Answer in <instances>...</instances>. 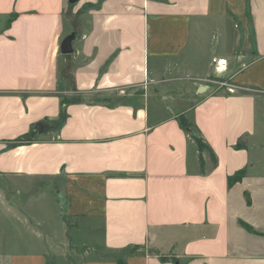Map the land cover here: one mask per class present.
<instances>
[{
  "label": "crops",
  "instance_id": "obj_1",
  "mask_svg": "<svg viewBox=\"0 0 264 264\" xmlns=\"http://www.w3.org/2000/svg\"><path fill=\"white\" fill-rule=\"evenodd\" d=\"M1 182L10 264H264V0H0Z\"/></svg>",
  "mask_w": 264,
  "mask_h": 264
},
{
  "label": "rangeland",
  "instance_id": "obj_2",
  "mask_svg": "<svg viewBox=\"0 0 264 264\" xmlns=\"http://www.w3.org/2000/svg\"><path fill=\"white\" fill-rule=\"evenodd\" d=\"M78 3H79V1L77 3H74V5L78 4ZM71 5H73V4L71 3ZM85 8L78 13L77 17L71 9H69V8L67 9L66 20L68 21V23L71 25V27L73 29L81 30V26H82V24H81V18L82 17L81 16H83L85 14V12H86ZM71 27L68 26V28H71ZM68 69L69 68L63 69V71H64L63 73H67L69 71ZM68 74L70 75V72H68ZM206 80H208V82L211 85H218V83L222 82L224 79L221 80L216 76L215 77L212 76V77L207 78ZM0 184L3 185L2 182ZM38 189H39V186H36L34 188V190H38ZM8 192H11V193L9 194ZM12 194H13V190H9V191H7V195H5V197H3L2 199L0 198V205H2V208H1L2 212L0 213V239H3L4 243H6L7 238H13V239L15 238V239L19 240L23 236V231L21 229V225L23 224V220L25 218H24V215L22 213L13 212L15 210L13 209L14 207L12 206V203H10V201H13ZM41 200H42L41 204H42L43 209L45 210L47 215H48V212H50L51 208L54 209V207H57V205L54 203V201H52V198H50L48 196L46 198H41ZM56 210H57V212L59 211L58 208H56ZM53 213H56L55 210H53ZM47 215H45V216H47ZM8 220L9 221L13 220L16 223L15 225H18V227H20V230H14L13 231V230L8 229L7 228ZM59 222H60V220H59ZM54 224H53V226L57 227L56 228L57 230L55 229V231L58 232L57 234L59 236H62L63 238L71 236L70 228H63L61 226V223L57 226H56L57 222H55ZM33 232H34V235H36V236L38 235L37 230H35ZM48 235L53 236V234L50 231H48ZM25 237L32 238V236H29V235H26ZM13 241L14 240H12L10 242V244L14 243ZM0 249H1V251H0V264H10V262L7 261L6 255H7V249L8 248L6 247V244L3 245V243H2L0 245Z\"/></svg>",
  "mask_w": 264,
  "mask_h": 264
},
{
  "label": "trees",
  "instance_id": "obj_3",
  "mask_svg": "<svg viewBox=\"0 0 264 264\" xmlns=\"http://www.w3.org/2000/svg\"><path fill=\"white\" fill-rule=\"evenodd\" d=\"M180 124L183 128H185L188 131L191 138L195 141V143L198 147V158H199L200 166H201L202 172H204V170H205V159H204L203 152L205 150H208L210 152L211 158L214 161H216V156H215L212 148L210 147V145L205 141V139L202 136L195 133L192 123L186 117H181ZM245 173H246L245 169H242V170L238 171L237 173H235L233 176H230L229 177V184L232 185V184L236 183L237 181H240L243 178V176L245 175ZM161 258L163 260L166 259L164 256H161ZM118 263L119 264H126L123 260H119Z\"/></svg>",
  "mask_w": 264,
  "mask_h": 264
},
{
  "label": "water",
  "instance_id": "obj_4",
  "mask_svg": "<svg viewBox=\"0 0 264 264\" xmlns=\"http://www.w3.org/2000/svg\"><path fill=\"white\" fill-rule=\"evenodd\" d=\"M70 3L74 4V3H77L78 1L80 0H69ZM77 38V33L74 31L70 34H68L62 41L61 43V46H60V51L61 53L63 54H71L73 51H74V48H73V42L76 40ZM201 90V88H200ZM39 130H42V126H39ZM61 199V208H62V211H63V214L65 213L66 211V196L61 193L60 194V197Z\"/></svg>",
  "mask_w": 264,
  "mask_h": 264
},
{
  "label": "bare ground",
  "instance_id": "obj_5",
  "mask_svg": "<svg viewBox=\"0 0 264 264\" xmlns=\"http://www.w3.org/2000/svg\"><path fill=\"white\" fill-rule=\"evenodd\" d=\"M222 63H223V64H225V63H226V62H225V60H224V61H222ZM220 66H221V65H220ZM220 66H219V67H220ZM223 67H224V66H223ZM223 67H222V68H223Z\"/></svg>",
  "mask_w": 264,
  "mask_h": 264
},
{
  "label": "built area",
  "instance_id": "obj_6",
  "mask_svg": "<svg viewBox=\"0 0 264 264\" xmlns=\"http://www.w3.org/2000/svg\"><path fill=\"white\" fill-rule=\"evenodd\" d=\"M222 62V61H221Z\"/></svg>",
  "mask_w": 264,
  "mask_h": 264
}]
</instances>
